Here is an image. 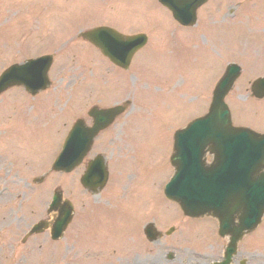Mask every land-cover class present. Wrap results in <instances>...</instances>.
<instances>
[{"label": "rangeland", "instance_id": "374dc122", "mask_svg": "<svg viewBox=\"0 0 264 264\" xmlns=\"http://www.w3.org/2000/svg\"><path fill=\"white\" fill-rule=\"evenodd\" d=\"M71 1L75 0H0V70H2L11 62L21 61L26 57L38 55L39 53L45 52V50L54 52L55 60L53 64V71L51 72L54 87H52L48 92L41 94L40 97H42L43 99H47L49 107L51 109L54 108L55 112H58H56L54 121L48 118L47 122L55 124V128L61 127V130L65 123H68L73 117L77 116L80 110L92 101L91 100L90 102L85 103L87 98L85 99V101H83L82 98L77 100L79 94H90L93 92L92 84L86 89L80 90L79 83L77 82V80H79L78 77L82 74L84 79H90L89 72H91V69L94 74H96L97 72H103L104 76L106 77V71L104 69L105 62L103 60V64L102 62H98L96 51L86 42L75 38L76 33L74 31L78 30L79 28L89 26L86 24H91L95 21H97V23H113L118 19L122 21L123 24H128L135 20L133 17H131V15H137L136 12L129 11V9L126 10L125 5L120 3V1L108 4V6L104 5V7L100 5L99 7L94 8L95 11H87L84 16V20L72 27V32L67 33L63 27L52 25L51 22L53 18L50 19V14L58 13V10H62L65 6H68V3ZM227 1L229 0H210L199 14V23L203 25L206 24V21L208 23L209 20L215 18V14L218 15V13H221L223 11V7L225 6ZM258 9L264 12V4H259ZM39 12L44 15L47 20H43L42 22H35L34 18L37 16V14H39ZM145 12V8L138 7L139 14H144ZM250 19L251 21H253L254 15L247 9L246 6L239 11L237 18L235 19L239 22H236L234 24H247L246 22ZM50 24L51 27H48ZM226 26L229 27L232 25L229 23ZM207 30L208 28L206 27V31ZM229 30L233 32L235 31L233 27H229ZM209 36L212 39L217 40V47L214 48L219 52V54L216 55L217 58H219L221 54L225 53L228 48H237L236 45H229L227 42L225 43V48V44L223 43V40L219 35V31L216 29H210ZM68 38L74 40L65 49H57L58 47L62 46V42L64 40L66 43ZM233 38L237 39L238 36L234 34ZM154 39L155 37L153 38V41ZM247 51L249 52V50ZM213 53L215 54V51H213ZM263 55L264 50H260V53H257L255 58L249 54L250 60H246L243 62V74L238 82H241V85L239 84L238 86L237 83L235 90L228 97L229 100H231L234 108H236L237 103L241 101V98L245 94H247L248 96L247 88L252 72H247V70L253 68L257 64H260V62H262ZM77 69H79V72L76 73ZM102 84L105 86V91L111 90V85L105 83L104 81H102ZM193 84L194 83L191 82L190 86H192ZM202 90L203 92H196L193 94L197 95L198 97L206 96L207 82L206 87ZM70 94L71 98H69ZM157 94L162 98L163 103L166 105L174 104L176 101L175 98H165L161 92ZM193 94L189 93V97L194 96ZM91 95L92 97H94V93ZM68 98L69 100L67 101ZM249 98L248 100H250ZM20 99H22V96L17 88H12L0 95L1 126H10V128H17L18 125L23 122L22 117L25 116L24 110H20L18 114H15V110H17V107L24 105L23 103H21ZM143 99L152 107H157L161 103V101L156 99L152 93H145ZM185 104H189L188 99ZM187 112V108L182 109L180 112H172L173 114H171L169 117L172 121L170 129H173V127L175 126L181 125L184 114ZM178 114H182L179 120L177 118H174V116ZM164 118L165 116L163 115V119ZM141 119V117L136 118V125L140 123ZM258 119H262V117L258 116ZM1 126L0 223L3 222V224L7 225V227H5L4 230H0V235L4 236L6 246L7 242H13L14 239L16 240L18 238L17 236L22 231V229H25V224L28 223V221L32 220L35 215H38L39 217L43 214V210L45 207L44 205H46L47 201L49 200L50 193L54 187L58 185H68L66 186L68 194H71L75 187L74 179L72 184V173H48L47 178L43 182L34 183L32 180L33 177L46 172V170L50 167V161H47L46 159L42 162H39L40 165L33 167L32 170L24 168L21 164H19V159L12 156L11 153H14L13 146H2L3 138L1 135ZM156 127L160 129L161 124L156 123ZM25 131L26 134L31 138L29 140L35 141L36 143L41 145V147L49 146L43 148L40 151L43 152L47 149V151L41 155V157L43 158L51 157L54 151L53 149L59 147L58 142L54 145H46L50 144V142H53L52 136L46 142L41 141L37 136L38 129L25 128ZM162 137H165L164 134L160 135L159 144ZM24 142L28 141L25 140ZM5 149H7L8 151L4 152ZM170 150L171 141L169 142L168 149L166 150V157H168ZM8 153H10L9 157H4ZM163 156H165V153H163ZM167 170L168 164L165 160L159 163L156 170L154 168L148 169V172L151 174H154L155 172L159 173L156 174L157 177L155 178V183L151 184L149 188L153 190L155 196L160 201L164 200L160 183L163 181ZM139 194L140 193H135L132 200H136ZM73 197L77 210V217H96L101 215L99 208L91 206L88 203L86 204V201L81 200L85 197L79 191L74 192ZM124 200L125 199L121 197L118 203H123ZM146 200H144V202ZM84 204H86L85 207ZM92 205L94 204L92 203ZM78 212H80V214ZM124 216L127 219V214H124ZM204 219L206 220L200 225H196V228L200 229L201 234L205 237L207 235L203 234L205 232L208 234L210 233L209 235H214V228L216 230V223L213 226L212 232V229L210 228L212 222L208 218ZM192 222L193 221H190V224ZM74 226L71 229L72 234L67 238L65 243L69 252H75L74 259H72L71 264H89L90 260H88V258H90L91 252H88L87 247L82 246L78 241L72 239L77 235V232L73 230ZM186 232H192V230L190 229ZM32 239L33 241L29 244H18L19 252H15L11 256L8 264H51L49 261V250L51 249H49V244L53 243L48 241L47 237L44 234L36 235ZM27 245H29L30 247ZM239 250L242 253V256L245 255V258L247 259L246 264H257L258 259L264 261V259L260 257L261 254L264 256V220L258 227V229L254 230L243 238ZM189 255L194 256V253H190ZM63 262L64 260L60 256H57L55 258L54 264H62ZM260 264H264V262Z\"/></svg>", "mask_w": 264, "mask_h": 264}, {"label": "water", "instance_id": "95a60500", "mask_svg": "<svg viewBox=\"0 0 264 264\" xmlns=\"http://www.w3.org/2000/svg\"><path fill=\"white\" fill-rule=\"evenodd\" d=\"M204 0H189L188 5L192 6V10L199 5ZM12 70L20 73L22 67H18ZM220 90L216 93V96L214 98L211 112L206 115L203 119L197 121L196 124H194V127H197L194 129L193 134L186 139H180L181 133L177 134L176 139V148H177V156L176 157H198L200 150L202 151V148L207 143H213L215 147H213L217 157H220L221 163L220 165H217L213 169H205L200 171V166L197 164L196 169L197 172V178L190 183L188 186L185 194L188 198L192 197L193 195L197 194L198 192L202 191L207 186H212V181H214L216 178L219 180V173L217 172L222 168V163L224 162V159L226 156L223 154L226 153L225 151V145L227 144L226 139L224 138L226 133H232L231 127L229 126V121L227 117V112L225 111V107L221 103V100L218 99V95L220 94ZM239 132V131H236ZM189 130L186 131L183 134H188ZM223 139V142H222ZM181 140V141H180ZM222 142V144H221ZM66 149H69V147H74L73 145L65 144ZM87 145L83 146L82 149H86ZM231 157H227V160L230 161ZM68 169V167L66 168ZM188 174L186 176V179H184V184L189 179L190 181L193 179V172L192 169H187ZM196 174V173H195ZM188 178V179H187ZM255 181H249V178H247V181L244 182L246 187L248 186L256 185V191H258L259 200L257 204H255V201H250L249 206L245 200H247L246 193H241L240 196H233L231 193H226L224 196L226 198H229L233 196L234 199L238 200L233 203H227L225 202L223 205L217 204L220 202V199L216 202H205L203 201L207 197V193H199L200 199L197 200V204H193V209L198 210L200 212H203L202 208L207 210H214L217 212V215H221L222 213V221H221V228L222 232L230 231L232 233H238L243 228H250L251 225H253L258 218L260 217L263 209H264V170L262 173L254 178ZM243 182V181H242ZM209 192V190H208ZM235 192V191H233ZM209 199L211 198V193ZM220 196V194H217ZM200 206V207H199ZM233 212H239V223L238 225L233 224Z\"/></svg>", "mask_w": 264, "mask_h": 264}]
</instances>
